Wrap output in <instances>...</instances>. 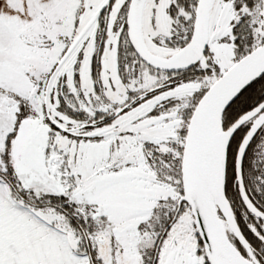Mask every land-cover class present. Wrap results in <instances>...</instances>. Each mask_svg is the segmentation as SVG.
I'll use <instances>...</instances> for the list:
<instances>
[{"label":"snow or ice","instance_id":"6c2138e0","mask_svg":"<svg viewBox=\"0 0 264 264\" xmlns=\"http://www.w3.org/2000/svg\"><path fill=\"white\" fill-rule=\"evenodd\" d=\"M0 264H264V0H0Z\"/></svg>","mask_w":264,"mask_h":264}]
</instances>
